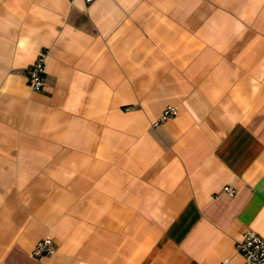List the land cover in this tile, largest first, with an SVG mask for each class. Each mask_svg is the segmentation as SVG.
Returning <instances> with one entry per match:
<instances>
[{
	"label": "crops",
	"instance_id": "crops-1",
	"mask_svg": "<svg viewBox=\"0 0 264 264\" xmlns=\"http://www.w3.org/2000/svg\"><path fill=\"white\" fill-rule=\"evenodd\" d=\"M248 230L264 0H0V264H242Z\"/></svg>",
	"mask_w": 264,
	"mask_h": 264
},
{
	"label": "built area",
	"instance_id": "built-area-1",
	"mask_svg": "<svg viewBox=\"0 0 264 264\" xmlns=\"http://www.w3.org/2000/svg\"><path fill=\"white\" fill-rule=\"evenodd\" d=\"M93 0H85L91 3ZM26 80L29 88L34 92H39L44 87V64L42 57L26 68ZM177 110L172 106L166 107L153 126L165 121L171 116L176 115ZM223 192L229 196L234 195V189L230 185L223 187ZM236 251L242 256V264H264V237L259 236L254 231L248 230L243 234L241 241L235 245ZM53 253L51 240L45 238L39 241L31 252L34 257H42Z\"/></svg>",
	"mask_w": 264,
	"mask_h": 264
}]
</instances>
